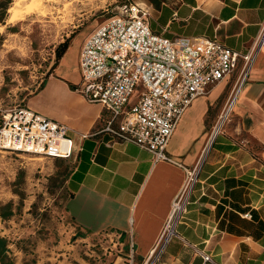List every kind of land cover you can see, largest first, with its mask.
<instances>
[{
	"label": "crops",
	"instance_id": "1",
	"mask_svg": "<svg viewBox=\"0 0 264 264\" xmlns=\"http://www.w3.org/2000/svg\"><path fill=\"white\" fill-rule=\"evenodd\" d=\"M143 3L150 6L153 31L168 38H215L241 54L252 50L264 25V0ZM86 38L77 39L78 48L69 47L56 76L26 106L70 128L75 152L66 159L74 165L66 180L64 212L74 227L81 234L117 233L128 244L124 259L129 261L133 245L135 262L142 264L159 244L185 185L186 169L199 167L188 212L177 227L180 237L167 244L161 261L264 264V45L236 97L230 122L213 142V129L235 90L243 58L182 116L168 146L174 162H155L148 150L113 141L104 132L110 113L77 90Z\"/></svg>",
	"mask_w": 264,
	"mask_h": 264
},
{
	"label": "built area",
	"instance_id": "2",
	"mask_svg": "<svg viewBox=\"0 0 264 264\" xmlns=\"http://www.w3.org/2000/svg\"><path fill=\"white\" fill-rule=\"evenodd\" d=\"M150 6L125 3L85 40L80 53L81 80L77 90L109 113L104 132L119 143H133L148 150L155 162H174L168 146L179 121L193 101L205 95L211 85L244 66L235 86L236 99L245 83L258 50L264 45V25L254 47L247 54L235 51L217 39L177 36L168 38L152 30ZM137 95L136 100L132 97ZM226 110V109H225ZM224 119L221 133L229 115ZM0 148L49 158L69 159L75 152L70 128L26 106L11 111L0 123ZM186 182L174 200L159 244L142 264L161 261L167 244L180 237L177 227L188 212L191 194L199 180V167L186 169ZM249 216V214H247ZM129 264H136L133 245ZM204 260H210L204 255Z\"/></svg>",
	"mask_w": 264,
	"mask_h": 264
},
{
	"label": "rangeland",
	"instance_id": "3",
	"mask_svg": "<svg viewBox=\"0 0 264 264\" xmlns=\"http://www.w3.org/2000/svg\"><path fill=\"white\" fill-rule=\"evenodd\" d=\"M143 1L0 0V123L29 105L56 76L63 58L58 59L59 46L68 41L78 48V38H86L125 3ZM30 4L32 11L26 10ZM11 8L21 14L12 18ZM73 165V160L0 148V237L6 241L0 264H114L120 256V264L128 263V244L117 233L81 234L66 216V180Z\"/></svg>",
	"mask_w": 264,
	"mask_h": 264
},
{
	"label": "trees",
	"instance_id": "4",
	"mask_svg": "<svg viewBox=\"0 0 264 264\" xmlns=\"http://www.w3.org/2000/svg\"><path fill=\"white\" fill-rule=\"evenodd\" d=\"M3 6H4V9L7 8V4H4ZM3 21H4V17L3 16L2 17L0 16V23L3 22ZM68 48H69L68 41L65 42L62 46H59V48H58V59L59 60L64 56V54L67 52ZM1 215L4 216V217L5 216H8L9 217V214H7L3 210H1ZM5 242H6L5 239L0 237V248H2V251H0V258H1V252H3L4 250H6V244H5Z\"/></svg>",
	"mask_w": 264,
	"mask_h": 264
},
{
	"label": "bare ground",
	"instance_id": "5",
	"mask_svg": "<svg viewBox=\"0 0 264 264\" xmlns=\"http://www.w3.org/2000/svg\"><path fill=\"white\" fill-rule=\"evenodd\" d=\"M33 2L34 1H39V0H32ZM50 1H52V2H56V1H58V0H50ZM35 3V2H34ZM33 5L32 4H30L28 7H26V10H33ZM12 9V11H13V14H12V18H17L18 17V15L19 14H21V12H19L18 10H16L15 8H11ZM233 100V99H232ZM234 101H236V99H234ZM233 106H234V103H233V101L227 106V108H226V113H225V115L223 116V117H226L230 112H231V110L233 109ZM223 122H224V119L223 120H221V122L219 123V125L218 126H216L215 127V130H214V133H216L217 131H219L220 129H221V127H222V125H223ZM213 137H214V135L211 137V139L213 140Z\"/></svg>",
	"mask_w": 264,
	"mask_h": 264
},
{
	"label": "water",
	"instance_id": "6",
	"mask_svg": "<svg viewBox=\"0 0 264 264\" xmlns=\"http://www.w3.org/2000/svg\"><path fill=\"white\" fill-rule=\"evenodd\" d=\"M214 140V139H213ZM213 140H212V142H213Z\"/></svg>",
	"mask_w": 264,
	"mask_h": 264
}]
</instances>
